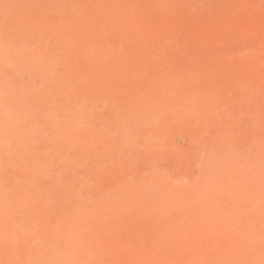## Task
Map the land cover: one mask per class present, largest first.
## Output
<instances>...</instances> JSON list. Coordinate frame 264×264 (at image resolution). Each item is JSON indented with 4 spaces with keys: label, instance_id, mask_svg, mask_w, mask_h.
Returning <instances> with one entry per match:
<instances>
[{
    "label": "bare ground",
    "instance_id": "bare-ground-1",
    "mask_svg": "<svg viewBox=\"0 0 264 264\" xmlns=\"http://www.w3.org/2000/svg\"><path fill=\"white\" fill-rule=\"evenodd\" d=\"M0 264H264V0H0Z\"/></svg>",
    "mask_w": 264,
    "mask_h": 264
},
{
    "label": "rangeland",
    "instance_id": "rangeland-1",
    "mask_svg": "<svg viewBox=\"0 0 264 264\" xmlns=\"http://www.w3.org/2000/svg\"><path fill=\"white\" fill-rule=\"evenodd\" d=\"M64 1L70 3L73 0H64ZM92 1H94V0H92ZM201 4H202V2L199 1L197 3V6L199 7V6H201ZM203 4H202V6H203ZM212 4H213V2L207 3V4L204 5L205 7L201 6V8L206 9L208 7V9H211L212 8ZM227 32H228V35H227ZM182 35H184V34L183 33H177V34H175V38H178L177 40H180V41L187 39L186 38L187 35H184V36H182ZM225 35H227V36H225ZM225 35H223L222 40L220 38H217V40H215V42H217V43H214L215 44V47H214L215 49L225 46L229 40L230 41L228 43L229 44H233V45H237V44L238 45H243V42H244L245 45H247V44H251V43L253 44V42H254L252 39L247 38V37L239 36V38H238V35L234 34L232 30L226 31ZM226 39H228L227 42H226ZM219 40H221V41H219ZM241 40H243V41H241ZM251 40H252V42H251ZM223 43H225V44H223ZM257 46L260 47L261 45L258 44ZM185 47H182L183 50H181V48L179 49L180 50L179 54L182 55V56H188L191 51L192 52L196 51V52H199L200 54H205L207 52L209 53L210 50H211V49L209 50V47H208V49L207 48L205 49V48H198V47L193 46V45L192 46H188V44L185 45ZM62 68H63L62 65H59V70L62 71L63 70ZM170 140H171V142H173L174 145H176V146L178 145L179 147L178 146L177 147L179 149H181V151L185 147L189 146V141H188L187 137L184 135V133H182L180 131L172 133V135L170 136ZM176 152L177 153L176 154L174 153V155L180 154L179 151H176ZM203 153L204 152H202V155H203ZM174 155L169 153V155L167 154V156L169 158L168 157L167 158L168 159L173 158ZM181 159L183 160V162L182 161H178V162H174V164H168V161L165 162V161L162 160L158 164L161 167H169L170 169L172 168L171 171L173 170L174 173L175 172H181V171H184V167L186 165L185 164L186 160H184L183 158H181ZM196 159H197V164L199 165L202 162L201 161L202 160V156L200 155V156L196 157ZM138 161H139V166H141L139 168H142L145 171L149 170V166L147 164L143 163L144 161L141 159V157L139 158ZM181 163H182V166H181ZM183 163H184V166H183ZM198 165L197 166H193V164L190 165L189 167L191 169L188 167L189 168L188 170H190L189 174L197 176L199 174ZM180 167L181 168L183 167L182 168L183 170ZM82 174H83L84 178L88 175V173L86 171V168L82 169ZM71 178H72V175H71V173L68 170H62V171H58L56 173V175H55V183L51 186V188L45 194L47 196L46 199L49 200L51 204H57L58 202H60L63 199L64 192H65L64 189H67L69 183H71ZM179 180H180V182H184V181H187V178L184 177V176H181ZM88 182L90 184V189L88 191V199L90 201H92V202L99 203L100 201H102V199L104 197L110 195V192L112 191L111 188L113 187L112 186L113 181H112V178H111V176L109 174H105L102 177H101V175L91 174L90 176H88ZM103 188H106V189H109V190L108 191H103ZM16 216L23 217L24 215H23V213L18 212V213H16ZM40 244H41L42 248L45 250V252H47L48 254L59 253L65 247L64 239L61 236H59L58 234L54 235V236L48 235V236H46V238L45 237L42 238Z\"/></svg>",
    "mask_w": 264,
    "mask_h": 264
}]
</instances>
